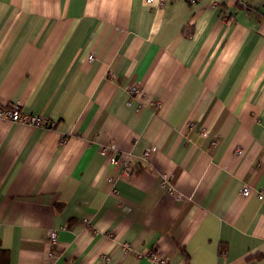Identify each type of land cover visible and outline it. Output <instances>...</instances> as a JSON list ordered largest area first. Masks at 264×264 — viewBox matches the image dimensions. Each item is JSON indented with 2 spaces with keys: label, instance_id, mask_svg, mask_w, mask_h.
<instances>
[{
  "label": "crops",
  "instance_id": "0c3cea01",
  "mask_svg": "<svg viewBox=\"0 0 264 264\" xmlns=\"http://www.w3.org/2000/svg\"><path fill=\"white\" fill-rule=\"evenodd\" d=\"M0 99L7 264H264V0H0Z\"/></svg>",
  "mask_w": 264,
  "mask_h": 264
},
{
  "label": "built area",
  "instance_id": "2783aa9c",
  "mask_svg": "<svg viewBox=\"0 0 264 264\" xmlns=\"http://www.w3.org/2000/svg\"><path fill=\"white\" fill-rule=\"evenodd\" d=\"M153 2H154V0H147L148 4H152ZM93 59H94L93 56H91L89 58L90 61H93ZM129 95L131 97V100L138 98L139 96H141V88L138 85H134V86L130 87L129 88ZM0 119L7 120V121H10L12 123L25 124V125H28V126L33 127V128L52 129V128H55L57 125L56 122L52 121L49 118H45V117H42L39 115H30V114L23 113L20 105H18V104H7V103L3 102L1 99H0ZM103 152H104V154L108 153V155L110 157V161H112V162H115L119 158L114 153L109 154V150H107V149H104ZM149 156H150V152L147 151V152H145L143 158L147 159ZM128 159L123 162V174L126 177L130 176L131 171H132V166H131V163ZM169 182H170V180L168 179V177L165 176L164 180L162 181V184H163V186L164 185L169 186ZM110 183H114L113 179H110ZM167 192L170 193V195L176 194V191L171 189V188H168ZM250 194H251V190L249 187H246L243 189V191H242L243 196L248 197ZM258 198L263 200L264 199L263 194L259 193ZM86 224H89V222H87ZM49 235H50L49 240L52 243H56L57 242V231H52ZM126 249L128 251L130 250L128 245H126ZM152 256H153V259L158 260L160 262V264H167L166 261L159 260L154 254H152Z\"/></svg>",
  "mask_w": 264,
  "mask_h": 264
},
{
  "label": "rangeland",
  "instance_id": "374dc122",
  "mask_svg": "<svg viewBox=\"0 0 264 264\" xmlns=\"http://www.w3.org/2000/svg\"><path fill=\"white\" fill-rule=\"evenodd\" d=\"M149 152H150V156H151V150H148ZM147 152V151H146ZM145 154V153H144ZM150 156L146 159V160H148L149 158H150ZM125 160V159H124ZM119 158L115 161V162H112L111 161V164H118L119 162ZM124 162V161H123ZM123 164V163H122ZM134 173H135V169L132 167V171H131V174H130V176H128V177H126V176H124V174H123V171H122V173H121V177L122 178H125V179H128V178H130V177H132L133 175H134ZM165 177V176H164ZM166 177H168V179L170 180V182H169V186H167V185H164L163 186V184H162V186H163V188H165L166 190H168V188H171V189H173V190H175L174 188H173V186H172V177H170V176H168V175H166ZM163 180H164V178H163ZM108 183L110 184V185H112L113 183H110V180H108ZM172 196H174V195H172ZM87 223V222H86ZM51 233V232H50ZM49 233V234H50ZM49 239H50V235H49ZM49 243H50V247H51V249L53 250L56 246H57V244H58V234H57V242L56 243H52L50 240H49Z\"/></svg>",
  "mask_w": 264,
  "mask_h": 264
},
{
  "label": "trees",
  "instance_id": "16d2710c",
  "mask_svg": "<svg viewBox=\"0 0 264 264\" xmlns=\"http://www.w3.org/2000/svg\"><path fill=\"white\" fill-rule=\"evenodd\" d=\"M222 17L225 18V16H222ZM3 254H6V251L2 250L0 246V264H7V261H3Z\"/></svg>",
  "mask_w": 264,
  "mask_h": 264
}]
</instances>
